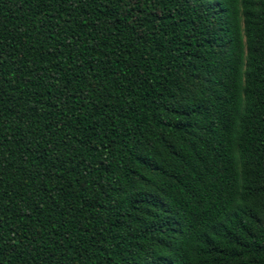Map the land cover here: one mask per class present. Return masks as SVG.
<instances>
[{
	"label": "trees",
	"instance_id": "obj_1",
	"mask_svg": "<svg viewBox=\"0 0 264 264\" xmlns=\"http://www.w3.org/2000/svg\"><path fill=\"white\" fill-rule=\"evenodd\" d=\"M0 264H264V0H0Z\"/></svg>",
	"mask_w": 264,
	"mask_h": 264
}]
</instances>
